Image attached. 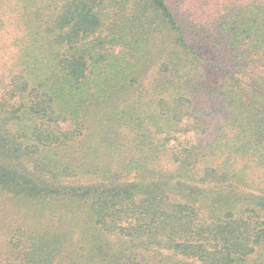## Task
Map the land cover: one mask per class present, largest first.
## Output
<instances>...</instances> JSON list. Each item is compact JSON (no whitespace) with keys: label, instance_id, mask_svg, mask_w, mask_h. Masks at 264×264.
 Returning a JSON list of instances; mask_svg holds the SVG:
<instances>
[{"label":"trees","instance_id":"16d2710c","mask_svg":"<svg viewBox=\"0 0 264 264\" xmlns=\"http://www.w3.org/2000/svg\"><path fill=\"white\" fill-rule=\"evenodd\" d=\"M1 200L6 264H264V0H0Z\"/></svg>","mask_w":264,"mask_h":264},{"label":"rangeland","instance_id":"374dc122","mask_svg":"<svg viewBox=\"0 0 264 264\" xmlns=\"http://www.w3.org/2000/svg\"><path fill=\"white\" fill-rule=\"evenodd\" d=\"M63 129H67L69 124H62ZM27 209V208H26ZM26 210L17 211L9 200L0 201V264H6L8 253H10L9 240L14 236L18 228L27 229L30 227V218H26Z\"/></svg>","mask_w":264,"mask_h":264}]
</instances>
